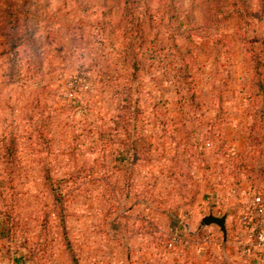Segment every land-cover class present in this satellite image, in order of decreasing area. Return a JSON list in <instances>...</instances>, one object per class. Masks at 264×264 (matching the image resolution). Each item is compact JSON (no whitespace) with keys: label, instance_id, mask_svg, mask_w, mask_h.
<instances>
[{"label":"rangeland","instance_id":"374dc122","mask_svg":"<svg viewBox=\"0 0 264 264\" xmlns=\"http://www.w3.org/2000/svg\"><path fill=\"white\" fill-rule=\"evenodd\" d=\"M247 1L260 16L252 34L261 39L264 0ZM117 2L52 4L42 30L44 86L28 71L23 86L5 87L0 71V146L10 124L24 162L14 186L0 184V264H255L244 249L261 222L254 198L264 200V66L257 76L226 7L217 19V0H198L194 11L203 46L196 51L197 101L184 105L171 79L143 71L136 129L151 151L129 167L132 176L120 170L124 125L110 123L111 179L96 181V164L81 167L102 156L96 129L122 93L112 82L113 49L122 40L100 26L104 17L116 22ZM37 101L56 118L43 137L21 116L33 115ZM6 180L0 164V183ZM210 215L227 217L225 235L203 225Z\"/></svg>","mask_w":264,"mask_h":264},{"label":"trees","instance_id":"16d2710c","mask_svg":"<svg viewBox=\"0 0 264 264\" xmlns=\"http://www.w3.org/2000/svg\"><path fill=\"white\" fill-rule=\"evenodd\" d=\"M55 1L58 0H0V71L4 76L5 87L21 84L23 86L25 72L28 71L39 76L40 80L36 85L44 86L45 80L43 75H40L43 68L42 30L43 24L50 18L51 7ZM117 1L116 22H105L104 17L100 26L104 30L113 29L117 38L122 40L119 46H115L112 54L116 61L112 82L122 93L117 106L108 112L106 121L102 120L103 123L96 129V134L100 138V145L97 148L102 156L93 155L88 164L81 166L84 170H89V164L99 166L102 176L96 181L106 183L111 179V170L106 160L110 142L108 137L113 134L110 123L124 125L122 127V136L125 138L122 142L124 152L117 163L121 166L120 170L132 176L133 170L129 167L134 168L143 160L146 152L152 149L151 145L146 148L148 139L136 129V124L142 118L139 101L135 99L141 73L149 68L155 70V73L162 72V77L166 81L168 78L171 79L174 89L178 90L179 94L183 93L181 102L188 106L197 101L194 77L197 65L196 51L203 49L198 42L201 36L194 15L198 0ZM214 5L217 19L228 13L229 20L235 22V35L239 36L245 45L250 46L248 48L250 63L258 76L259 69L264 66L261 58L264 50H258L257 45L264 43V36L259 39V35L252 34L256 33L254 23L260 18L255 13L252 2L217 0ZM224 7L227 9L225 14ZM211 11L208 9V12ZM212 22L213 20L210 23ZM75 102L71 101V104ZM32 111L33 115L23 113L22 119L26 120V125H32L34 132L43 137L47 134L45 129L51 127L56 118L45 116L46 111L40 101L34 104V108L32 106ZM10 126L8 124L2 131L0 164L7 175V180L0 183L1 186H14L16 180L21 177L19 171L24 167L20 139L15 131L9 129ZM77 159L78 157L74 159V167L79 164ZM42 163L45 167L44 180L47 181L50 179V169L47 168L49 162L46 164L43 160ZM64 178L68 182L73 181V173L70 172ZM74 264L77 262L74 261Z\"/></svg>","mask_w":264,"mask_h":264},{"label":"built area","instance_id":"2783aa9c","mask_svg":"<svg viewBox=\"0 0 264 264\" xmlns=\"http://www.w3.org/2000/svg\"><path fill=\"white\" fill-rule=\"evenodd\" d=\"M254 207L261 222L256 225L254 242L244 249V253L255 264H264V200L257 196L254 198Z\"/></svg>","mask_w":264,"mask_h":264},{"label":"water","instance_id":"95a60500","mask_svg":"<svg viewBox=\"0 0 264 264\" xmlns=\"http://www.w3.org/2000/svg\"><path fill=\"white\" fill-rule=\"evenodd\" d=\"M226 221H227L226 216L219 218V217L210 215V216L205 217L202 223L204 226H211V225L218 226L225 235L226 234Z\"/></svg>","mask_w":264,"mask_h":264}]
</instances>
